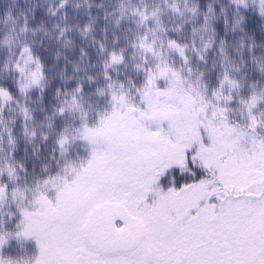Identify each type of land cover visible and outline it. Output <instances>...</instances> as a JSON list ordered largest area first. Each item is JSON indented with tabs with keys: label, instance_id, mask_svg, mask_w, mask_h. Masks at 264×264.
I'll return each mask as SVG.
<instances>
[{
	"label": "snow or ice",
	"instance_id": "1",
	"mask_svg": "<svg viewBox=\"0 0 264 264\" xmlns=\"http://www.w3.org/2000/svg\"><path fill=\"white\" fill-rule=\"evenodd\" d=\"M216 22L227 35V15ZM217 36L199 63L213 49L225 55ZM243 51L251 66L232 70L225 59L203 96L187 82L176 96L159 91L175 73L149 72L155 53L144 50L137 74L148 89L110 86L99 99L111 115L98 127L90 125L101 104L83 105L89 118L73 99L39 133L25 129L51 167L27 149L18 161L14 127L0 131V264H264V63L255 48ZM178 56L190 68L186 51Z\"/></svg>",
	"mask_w": 264,
	"mask_h": 264
},
{
	"label": "rangeland",
	"instance_id": "2",
	"mask_svg": "<svg viewBox=\"0 0 264 264\" xmlns=\"http://www.w3.org/2000/svg\"><path fill=\"white\" fill-rule=\"evenodd\" d=\"M241 2L248 5L247 13L242 8L237 9L234 0H87L81 4H71V7H89L81 14L79 23L83 38L76 39L81 40V47L94 50L96 55V58L82 57L79 66L63 60L58 54L57 51L65 44L60 36H54L47 30L48 26L52 28L56 23L47 20L46 5L37 9L36 21L18 20L13 15L9 23L14 25L9 31V23L2 26L0 81L7 87L15 79L22 82H18L20 92H14V97H8L7 89L6 97H0V131L8 132L14 127L12 141L21 144V148L18 147V161L27 149L30 156L40 154L41 168L51 167L44 159L47 153L42 150V142L31 143L25 140L23 133L25 129L29 137L39 133L41 127H47L54 113L68 111L67 104L73 99L81 104L83 115L89 118L90 108L83 105L101 104L96 120L90 125L95 128L106 113L111 115L112 110L105 109L99 99L110 86H123L127 90V85L134 83L141 91L148 89L149 85L142 74H137V69L141 73L144 70V50L155 53L148 56L149 72L175 73L169 83L162 87L169 86L180 91L185 89L184 82H187L188 87L197 90L201 96L204 95L206 83L215 86L217 76L222 78L221 66L225 59L231 61L232 70L242 68L245 63L251 66L253 56L244 52L245 48H255V59L264 63V19L257 16L259 0H255V7L253 0ZM15 8L17 6L14 4ZM224 14L228 17L227 35L221 23L216 22L217 19L222 21ZM214 31L218 32V47L222 41L226 52L221 56L217 49H213L208 52L207 65H204L199 63V57L205 47H211L210 37ZM179 49L186 51L190 68H185L181 63ZM213 65L216 66L215 70ZM107 68H111V73L106 71ZM55 70L63 71L65 75L45 74L46 71L51 73ZM182 70L191 74H182ZM53 78L61 81L54 90L56 94H53L57 99L45 95ZM82 78L86 82L96 83L91 87L81 86L80 82L73 84V81ZM252 83L254 81L250 78L249 84ZM81 88L84 89L83 98L79 95ZM215 91L218 94L219 88H215ZM11 102L18 113L15 107H10ZM79 118L80 113L77 112ZM69 123L70 119L66 117L58 119L56 126L59 128ZM43 134L47 135V132ZM51 147V142L43 146ZM14 264H29V261L27 257H20Z\"/></svg>",
	"mask_w": 264,
	"mask_h": 264
},
{
	"label": "trees",
	"instance_id": "3",
	"mask_svg": "<svg viewBox=\"0 0 264 264\" xmlns=\"http://www.w3.org/2000/svg\"><path fill=\"white\" fill-rule=\"evenodd\" d=\"M87 0H1L0 1V40L2 35V26L5 23H9V19H12V16L15 15L18 20H33L36 21V11L37 9H40L41 6L44 7L46 5V17L49 22H54L56 24H53V27H49L47 30L51 31L52 35L60 36L61 41L63 45L58 52V54L62 57L63 60H69L72 63L74 62L76 66H79L81 63L79 62L82 57H89V58H96V55H94V50L85 49L81 47L79 44L81 42L78 38H83L82 33H80V21L82 19V13L86 11L89 7L87 6H75L71 7V4H81L86 2ZM109 1V0H108ZM14 4L17 6V8H14ZM51 7L50 9L48 8ZM43 10V9H42ZM14 24H10L7 26V29H9ZM17 32H14L13 34H16ZM46 75L56 76L58 74L65 75V72L60 70H55L49 73L48 71L45 72ZM18 82H22L21 79H15L13 80L10 85L7 87L0 81V97H6V89L8 93V97L11 99L14 97V92H20V87L18 86ZM51 87L48 89L47 93L45 95L49 98L55 96L53 94H56L54 91L56 86L61 83L58 79H51ZM75 83L80 82L81 86L85 85L84 78L80 80L73 81ZM75 88H73L74 90ZM167 89H171L173 94L176 96H181L184 94L185 89H180V91H177L175 89L170 88L169 86L161 87L159 89L160 92H164ZM9 98H5L9 100ZM57 99V98H55ZM10 107H15L13 103H10ZM16 108V107H15ZM2 111V110H0ZM16 112L17 108H16ZM10 113V111H9ZM20 113V112H19ZM46 114L48 111L45 112ZM38 115V113H37ZM19 119V117H17ZM6 144V143H5ZM19 148H21V144L17 145Z\"/></svg>",
	"mask_w": 264,
	"mask_h": 264
}]
</instances>
